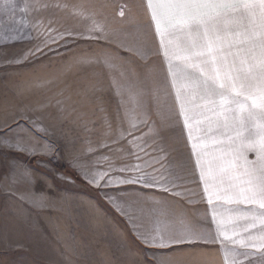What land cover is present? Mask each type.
Instances as JSON below:
<instances>
[{"label": "crops", "instance_id": "crops-1", "mask_svg": "<svg viewBox=\"0 0 264 264\" xmlns=\"http://www.w3.org/2000/svg\"><path fill=\"white\" fill-rule=\"evenodd\" d=\"M17 21L16 18L12 22ZM14 27L0 25V48L11 45L15 39L24 38L27 41L28 19L24 28L22 25L19 29ZM60 38L58 35L54 43H61ZM171 39L175 45L177 38ZM225 39L230 40L232 37ZM152 42L154 52L150 53V61L156 57L167 76L169 61L162 52L156 32ZM60 48L53 47L54 50ZM172 62L181 64L179 60ZM104 63L107 64V60L104 59ZM170 78L169 81L166 77V81L160 84L152 79L147 83H137L140 94L144 91L148 98L159 94L167 99L168 91V101L172 107L173 102L177 106L176 94L180 86L174 88L173 78ZM36 81V86L40 88L11 96V104L6 105L5 116L0 118V264H91L94 250V187L104 190L102 197L110 199L109 206L123 221L136 243L159 257L187 246L219 245L205 243L198 234H206L209 241L216 237L223 239L224 236L238 241L246 237V231H232L230 224L236 214H242L244 220L248 218L244 214L258 213L253 211L258 206L224 199L217 201L214 197L213 202L219 203L221 207L213 209L204 196L197 156L193 155L189 141L146 143L141 142L140 136L125 141L126 133L135 134L141 130V127L126 129L125 126L126 118L136 117L125 106V94L129 91H126L125 86L134 84H129L130 79L88 77L83 83H77L70 78L59 80L41 77ZM84 84L90 88L84 91L77 89V86ZM157 85L161 86L159 90L153 88ZM146 86L148 88L141 89ZM187 95L196 119L195 126L189 124V129L193 130L191 135L198 138L203 132L198 139L196 152L203 161L210 162L229 141H206L205 127L222 129L223 118L220 125L215 120L204 124V119L210 115L203 106L204 102L198 96L192 97L190 91ZM83 101L89 103L88 108L85 107L86 103L83 105ZM110 101L116 105V108L112 107L111 113L108 106ZM77 102L83 107L78 106ZM82 108L84 116L77 115ZM180 110L181 107L175 111L169 109L167 116L175 115L184 119ZM93 118L100 119L101 125L96 126V129L93 128ZM78 123L81 127L79 131ZM114 125L116 127L110 130ZM78 132L79 137L71 135ZM109 132L116 134L115 148L118 152L115 167L111 165L113 159L109 150L112 141L107 138ZM65 133L70 135L63 138ZM93 134H105V137L96 136L93 141ZM152 150L159 153L154 154ZM236 153L240 154V159L236 160L239 166H243L244 155L248 160L256 159L255 152L245 153L239 142L229 149L230 156ZM138 158L142 159L140 164L136 162ZM126 159L132 160V164H124ZM172 160L177 165H173ZM67 170L70 171L68 174L65 172ZM134 173L147 174L150 179L155 177L154 185H163L170 191L166 192L159 186H145L142 178L137 183H120L123 179L135 178ZM78 177L83 183L78 182ZM167 177L168 182H164L163 179ZM218 186L223 191L227 184ZM162 228L181 235L187 231L193 234L181 243L169 241L166 247L144 242L143 234H156ZM234 232L237 234L234 235Z\"/></svg>", "mask_w": 264, "mask_h": 264}, {"label": "rangeland", "instance_id": "rangeland-1", "mask_svg": "<svg viewBox=\"0 0 264 264\" xmlns=\"http://www.w3.org/2000/svg\"><path fill=\"white\" fill-rule=\"evenodd\" d=\"M13 3L14 7L7 0H0V25H15V29H19L22 25L24 28L28 19L29 37L27 41L24 38H21L22 41L15 39L11 45L0 48V118L5 116L6 105L11 104L10 97L40 88L36 86V80L41 77L59 80L70 78L77 83H83L88 77L109 79L123 77L130 79L129 84H135V86L134 84L125 86L126 91L129 90L125 94L126 109L133 111L136 115V117L125 119L126 129L133 126L141 127L140 133H126L125 141H132L134 136H140L143 140L141 142L146 143L170 140L178 143L189 141L184 119L177 118L175 115L167 116L169 109L175 111L180 108V105L176 106L175 102L172 107L168 101V91L167 99L160 97L159 94L157 97L148 98L144 91L140 94V87L137 86V83H147L150 79L157 80L158 84L165 82L166 77L169 81L171 80V76L169 74L166 76V70H162L160 67L162 64L156 57H153L155 60L150 61V53L154 52L152 41L155 27L145 11L143 0H13ZM21 9L24 10L21 11ZM121 9L125 11L124 17L119 15ZM16 18L18 21L12 22ZM21 19H23L22 23ZM97 27L101 30L92 31ZM58 35L61 36V43L56 44L54 39H57ZM58 46H61L60 50L53 49ZM91 53H93L92 58H90ZM86 59L89 61L87 62ZM104 59L107 60V64L104 63ZM134 79L137 81L135 82ZM176 83L181 89L182 82ZM160 87L157 85L153 88L159 90ZM89 88L85 84L77 86V89L82 91ZM145 88L148 87H141L142 90ZM85 103V107L88 108L89 103L83 101V105ZM114 103L109 102V113L113 106L116 108ZM76 104L82 106L79 102ZM95 106L96 103H94V109ZM78 114L84 116L83 108L78 110ZM213 120L215 118H212ZM92 121L94 129L101 125L99 118H93ZM195 121L196 119H193L189 124L195 126ZM208 121L205 118L204 124H208ZM255 122L253 121V124ZM77 127L79 131L81 128L79 123ZM115 127L114 125L110 130ZM204 133L206 141H228L226 137L233 135L230 129L223 126L222 129L205 127ZM68 134L70 135L65 133L62 137L65 138ZM71 135L79 137L80 134L78 132ZM202 135L203 132L199 135V140ZM96 136L105 137V134L102 136L93 134V141L96 140ZM192 137L193 140L197 139L196 135ZM107 138L112 141L109 152L113 159L111 165L115 167L118 152L115 148L116 134L109 132ZM152 152L159 153L154 150ZM128 162L132 164V160L128 159L124 161V164ZM136 162L140 164L142 159L138 158ZM172 162L173 165L176 164L173 160ZM173 168L172 173L175 174ZM65 172L68 174L70 171ZM134 177L137 181L142 178L145 184L156 183L155 177L150 179L147 174L134 173ZM77 179L78 182L83 183L79 177ZM163 181L168 182V177ZM113 192L115 193V190ZM104 194V190L93 188L94 250L91 264H161L162 261L166 264H233L234 261H239L241 264H264V260L258 257L250 258L249 262L239 255L255 251L243 245L260 243L258 239L260 233L257 230L260 228V222L254 217L264 212V209L254 207L253 211L258 213H251L252 216H249L250 213L244 214L248 216L244 220L242 214L234 216L230 224L232 231L244 230L252 223L257 225V229L249 228L246 231V237L239 241L230 239L225 241L223 247L220 244L211 247L187 246L175 249L165 257H159L139 246L129 235L123 221L109 206L110 199L102 197ZM233 240L236 242L233 243Z\"/></svg>", "mask_w": 264, "mask_h": 264}, {"label": "snow or ice", "instance_id": "snow-or-ice-1", "mask_svg": "<svg viewBox=\"0 0 264 264\" xmlns=\"http://www.w3.org/2000/svg\"><path fill=\"white\" fill-rule=\"evenodd\" d=\"M7 2L14 7L13 0ZM143 4L169 61L173 87H177L176 82H182L183 90H177L176 102L181 107L185 128L189 129L190 121L195 118L187 95L190 91L192 97L198 96L204 102V108L210 113L206 116L209 122L215 117V122L220 125L222 117V126L233 133L226 137L229 143L220 148L219 155L205 162L196 152L199 138L194 142L193 130L189 129V143L193 155L197 156V168L208 204L213 209L221 207L213 202L215 197L217 201L224 199L264 209V0H143ZM119 15L124 17L125 11L121 9ZM100 30L97 27L92 31ZM173 37L177 38L175 45ZM226 37L232 39L226 40ZM174 60L181 64L173 63ZM237 142L245 153L255 152L256 159L248 160L244 155L243 166L237 165L240 154L229 155V149ZM137 182L135 178L120 181ZM224 183L227 187L221 191L218 185ZM145 186H159L170 191L159 184ZM254 219L259 220L260 228L252 223L244 231L257 229L260 243L243 245L255 251L239 254L249 262L252 257L264 260V212ZM192 234L187 231L181 235L162 228L156 234H143V240L152 246L166 247L169 241L181 243ZM198 235L205 243H217L221 247L230 239L224 236L209 241L206 234ZM233 264L241 262L234 261Z\"/></svg>", "mask_w": 264, "mask_h": 264}]
</instances>
